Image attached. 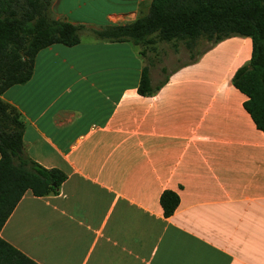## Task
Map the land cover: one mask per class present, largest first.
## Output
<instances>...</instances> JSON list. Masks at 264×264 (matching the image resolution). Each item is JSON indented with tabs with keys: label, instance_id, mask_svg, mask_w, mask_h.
Returning a JSON list of instances; mask_svg holds the SVG:
<instances>
[{
	"label": "crops",
	"instance_id": "0c3cea01",
	"mask_svg": "<svg viewBox=\"0 0 264 264\" xmlns=\"http://www.w3.org/2000/svg\"><path fill=\"white\" fill-rule=\"evenodd\" d=\"M151 0H53L86 29L128 23ZM249 37L208 44L137 92L143 58L127 41L53 43L1 99L22 118L34 162L65 174L54 194L25 191L0 237L38 264H264V132L231 83ZM162 71V68H161ZM178 203L164 217L159 195Z\"/></svg>",
	"mask_w": 264,
	"mask_h": 264
},
{
	"label": "trees",
	"instance_id": "16d2710c",
	"mask_svg": "<svg viewBox=\"0 0 264 264\" xmlns=\"http://www.w3.org/2000/svg\"><path fill=\"white\" fill-rule=\"evenodd\" d=\"M52 2L0 0V95L28 80L38 50L53 43L74 45L83 30L98 40L127 41L141 57L156 41H182L191 49L200 37L214 44L243 36L251 40L250 58L235 70L231 83L245 95L244 109L264 132V0H151L145 15L98 29L53 17ZM166 79L150 86L144 64L137 92L151 95ZM22 130L19 111L0 97V229L25 191L34 196L54 194L65 179L61 170L45 168L27 156ZM177 203L178 196L171 190L159 195L164 217L172 214ZM0 264L38 263L0 237Z\"/></svg>",
	"mask_w": 264,
	"mask_h": 264
},
{
	"label": "rangeland",
	"instance_id": "374dc122",
	"mask_svg": "<svg viewBox=\"0 0 264 264\" xmlns=\"http://www.w3.org/2000/svg\"><path fill=\"white\" fill-rule=\"evenodd\" d=\"M209 44V41L200 37L191 49H187L182 41H156L147 46V50L142 55L146 66L152 65L158 77H163L161 72H168L175 66L187 62L201 49ZM162 68V71H161Z\"/></svg>",
	"mask_w": 264,
	"mask_h": 264
}]
</instances>
